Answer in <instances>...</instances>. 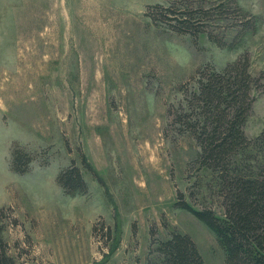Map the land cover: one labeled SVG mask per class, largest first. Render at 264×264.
<instances>
[{
	"label": "rangeland",
	"instance_id": "1",
	"mask_svg": "<svg viewBox=\"0 0 264 264\" xmlns=\"http://www.w3.org/2000/svg\"><path fill=\"white\" fill-rule=\"evenodd\" d=\"M179 1L243 13L208 21L218 46L146 16ZM244 20L254 28L241 33ZM244 56L252 75L264 70V0H0V236L15 264H145L150 228L159 240L189 234L206 264H224L214 234L174 206L182 192L222 215L169 111L200 67ZM253 96L248 138L264 130V89ZM15 145L33 156L25 174L11 170ZM71 162L85 195L56 183Z\"/></svg>",
	"mask_w": 264,
	"mask_h": 264
},
{
	"label": "trees",
	"instance_id": "2",
	"mask_svg": "<svg viewBox=\"0 0 264 264\" xmlns=\"http://www.w3.org/2000/svg\"><path fill=\"white\" fill-rule=\"evenodd\" d=\"M148 9H153L146 12L153 23L160 22L171 31L194 39L205 34L218 46L225 42L207 31L208 21L213 15L229 19L228 13H243L233 2L203 9L179 1L177 5ZM239 25L241 33L254 28L245 20ZM249 67L248 56L239 57L221 70L211 65L200 67L193 77V88L185 91L176 110L169 111L178 131L189 134L197 143L199 151L191 165L198 171L210 172L209 189L219 199L222 215L208 206L195 208L182 192H177L174 206L191 213L214 234L224 264H264V130L254 138H248L244 132L254 102L253 91L264 89V70L254 76ZM32 161L30 153L15 145L11 152L13 172L27 173ZM56 183L71 197L88 192L74 162L58 172ZM3 215L0 208V221ZM149 234V257L145 264H206L189 234L174 230L164 240L155 237L154 228L149 229ZM0 264H15L1 236Z\"/></svg>",
	"mask_w": 264,
	"mask_h": 264
}]
</instances>
